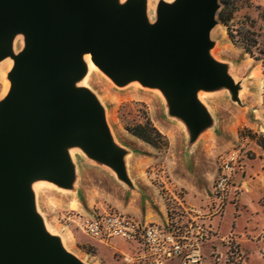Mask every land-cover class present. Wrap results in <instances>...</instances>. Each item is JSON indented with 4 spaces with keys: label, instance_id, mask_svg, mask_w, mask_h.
Segmentation results:
<instances>
[{
    "label": "rangeland",
    "instance_id": "rangeland-1",
    "mask_svg": "<svg viewBox=\"0 0 264 264\" xmlns=\"http://www.w3.org/2000/svg\"><path fill=\"white\" fill-rule=\"evenodd\" d=\"M161 1L174 4L177 0H144L147 23L159 18ZM129 2L114 0L119 7ZM227 2L220 0L208 53L232 77L237 91L227 84L198 87L195 96L208 117L197 129L171 108L162 86L146 84L137 77L119 83L90 52L95 67L81 59L83 69L73 77L72 87L86 89L99 103L113 143L134 151L127 158L125 176L93 155L76 137L62 145L70 167L69 180L61 182L38 172L28 179L27 186L33 213L43 230L82 264H125L120 252L132 251L128 241L120 236L108 243L96 240L84 233L75 219L104 210L140 219L146 196L136 195L137 186H155L156 194L166 200L167 214L172 207H180L181 201L206 214L204 224L211 226L212 233L200 242V260L191 264H264V148L257 141L259 137L264 140V0ZM221 12L228 17L227 23L220 19ZM26 46V31L14 29L9 53L3 57L10 56L14 66L15 56ZM13 66L0 74V102L11 90ZM147 118L164 136L161 147L127 129ZM165 142L168 144L163 146ZM232 151L239 152L244 167L235 177L236 188L224 209L214 213L212 188L222 159ZM151 170L157 171V177ZM136 208L138 211L132 212ZM165 264H183V260L175 257Z\"/></svg>",
    "mask_w": 264,
    "mask_h": 264
},
{
    "label": "water",
    "instance_id": "water-1",
    "mask_svg": "<svg viewBox=\"0 0 264 264\" xmlns=\"http://www.w3.org/2000/svg\"><path fill=\"white\" fill-rule=\"evenodd\" d=\"M220 6L161 1L159 18L149 24L144 0L121 7L114 0H0V58L14 29L27 33L0 102V264H82L43 230L27 186L38 172L69 180L63 144L80 137L93 155L126 171V150L113 143L101 106L86 89L72 87L83 69L81 51L119 83L137 77L162 86L171 108L197 129L208 117L198 87L237 91L208 53Z\"/></svg>",
    "mask_w": 264,
    "mask_h": 264
},
{
    "label": "built area",
    "instance_id": "built-area-1",
    "mask_svg": "<svg viewBox=\"0 0 264 264\" xmlns=\"http://www.w3.org/2000/svg\"><path fill=\"white\" fill-rule=\"evenodd\" d=\"M243 167L237 151L222 159L212 188L214 213L224 209L232 188H236L235 177ZM149 173L155 177L158 175L155 170ZM169 211L164 222L140 220L118 210L80 215L75 221L84 233L101 242L108 243L118 236L128 241L132 251L120 252L125 264H165L175 257H180L183 264L198 262L201 258L200 244L212 233L211 226L204 224L206 214L195 206H186L182 201L180 207H172Z\"/></svg>",
    "mask_w": 264,
    "mask_h": 264
},
{
    "label": "crops",
    "instance_id": "crops-1",
    "mask_svg": "<svg viewBox=\"0 0 264 264\" xmlns=\"http://www.w3.org/2000/svg\"><path fill=\"white\" fill-rule=\"evenodd\" d=\"M134 154V151L130 149V151H126L123 158L125 162V166L127 165V158L129 155ZM139 190H136V195L146 196V199L141 204L144 209V213L142 216H138L141 220L144 221H155V222H164L167 218V203L166 200L161 196L156 194L155 186H150V188H141L137 186ZM154 196L156 199V205L150 200V198ZM153 198V197H152ZM132 211V210H131ZM138 211V209H134L132 212ZM148 264V263H142Z\"/></svg>",
    "mask_w": 264,
    "mask_h": 264
},
{
    "label": "trees",
    "instance_id": "trees-1",
    "mask_svg": "<svg viewBox=\"0 0 264 264\" xmlns=\"http://www.w3.org/2000/svg\"><path fill=\"white\" fill-rule=\"evenodd\" d=\"M225 4H228L227 0H223ZM228 17L224 13H220V19L227 23ZM128 131L132 133L134 136H136L139 139H142L143 141L151 144L155 147H161V138L164 137L162 132L153 124V122L147 118L145 122L138 123L134 126H128ZM258 144L264 148V140L259 137L258 138ZM168 142H165L163 146H166Z\"/></svg>",
    "mask_w": 264,
    "mask_h": 264
},
{
    "label": "bare ground",
    "instance_id": "bare-ground-1",
    "mask_svg": "<svg viewBox=\"0 0 264 264\" xmlns=\"http://www.w3.org/2000/svg\"><path fill=\"white\" fill-rule=\"evenodd\" d=\"M81 57L84 60H87L88 63H89V65L91 67H95L94 63L90 59L89 52L81 51ZM11 66H13V60H12V58L10 56H8V55L6 57H3L0 60V74L3 76L4 75V70L7 69V68H9V67H11Z\"/></svg>",
    "mask_w": 264,
    "mask_h": 264
}]
</instances>
